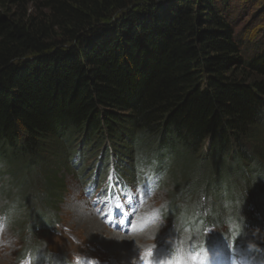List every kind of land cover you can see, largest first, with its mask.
Segmentation results:
<instances>
[{"label": "trees", "instance_id": "16d2710c", "mask_svg": "<svg viewBox=\"0 0 264 264\" xmlns=\"http://www.w3.org/2000/svg\"><path fill=\"white\" fill-rule=\"evenodd\" d=\"M231 2L0 0L1 178H18L36 229L55 224L67 192L50 166L73 170L77 144L107 155L110 143L125 177L123 158L161 168L173 205L194 195L207 226L252 237L260 223L241 208L253 180L264 191V44L246 56Z\"/></svg>", "mask_w": 264, "mask_h": 264}, {"label": "rangeland", "instance_id": "374dc122", "mask_svg": "<svg viewBox=\"0 0 264 264\" xmlns=\"http://www.w3.org/2000/svg\"><path fill=\"white\" fill-rule=\"evenodd\" d=\"M230 13L234 30L241 33L246 42L243 48L244 53L246 52L247 57H253L259 46L264 44V0H232ZM99 146L102 145L99 144ZM78 147L79 144L75 146V148ZM100 150L94 153L87 151L85 167L70 170L61 163L50 166L58 173V178H63L65 181L67 192L64 196V204L57 209L58 217L55 224L48 229L39 230L34 226V219L28 214V204L22 200L23 195L19 190L18 178L12 177L13 180H11V176L6 175L0 181L4 186V193L9 192L11 197L6 201V197L0 196V210L7 207L13 214L12 217L7 218L1 216L0 211V264H41V257L45 253L49 257L52 254V259L57 256L56 264L58 262L62 264H168L166 262L168 252L174 245L179 248V253L185 254L187 262L184 264H206L211 261L213 255L204 258L192 252L197 245L196 230L194 232L188 229L183 230L180 220L172 213L173 206L193 211L197 199L194 195L186 198L180 196L173 205L172 200L179 196V192L171 179L166 181L157 192H152L137 201V209L132 213V220L137 217L133 221L137 227L128 231H121L112 225L102 212L89 209L83 193L89 185V179L93 176V167L103 157ZM123 159L127 163L125 165L127 171H133L135 167L131 158ZM46 161L53 163L51 157ZM257 173L261 172H254L255 175ZM253 181V189L247 198L249 201L247 207H251L248 208V212L241 208V213L244 217L250 216L253 221L256 219V223H260L255 224L251 232L257 238L262 236L264 241V191L257 184L259 180ZM200 200L203 202L202 199ZM206 207L208 208L207 205ZM232 207L234 205L224 201L220 196H215L213 199V211L218 216H222V219L230 217ZM203 208L201 207L202 211H205ZM33 216L37 217V215ZM94 218L99 221L101 230L93 229L94 224L91 219ZM235 228L238 229V225L234 222L221 223L219 227L211 229V232H205L203 236L206 238L215 236L222 240L230 237V231H235ZM112 233L119 238H112ZM249 235V233L234 232V237L237 239L247 238ZM126 239L132 241L133 247L130 249L126 247ZM229 242L230 240H227V244H222L224 249L217 253L223 260L231 255L232 249ZM244 242L255 243V239L247 238ZM33 249L39 252V256L32 258L30 255L22 260L25 254Z\"/></svg>", "mask_w": 264, "mask_h": 264}, {"label": "bare ground", "instance_id": "6f19581e", "mask_svg": "<svg viewBox=\"0 0 264 264\" xmlns=\"http://www.w3.org/2000/svg\"><path fill=\"white\" fill-rule=\"evenodd\" d=\"M91 221H92V224H94V227H93V229H97V230H101V226H100V223H99V221L98 220H96L95 218L94 219H91ZM104 229V228H103ZM98 235V234H97ZM111 236H113L112 238H116V239H118L119 237L116 235L115 236V234H111ZM123 240H125V239H123ZM127 241H126V247L128 248V249H130L131 247H133V245H132V241L131 240H128V239H126ZM124 253V252H123ZM123 257H124V255H123ZM122 257V258H123ZM129 258H131V257H129ZM128 259V258H127Z\"/></svg>", "mask_w": 264, "mask_h": 264}]
</instances>
